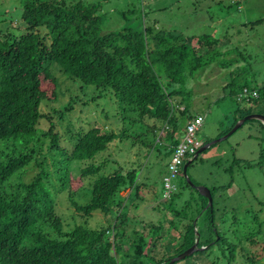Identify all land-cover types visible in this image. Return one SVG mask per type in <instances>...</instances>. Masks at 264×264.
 Here are the masks:
<instances>
[{"label":"trees","instance_id":"1","mask_svg":"<svg viewBox=\"0 0 264 264\" xmlns=\"http://www.w3.org/2000/svg\"><path fill=\"white\" fill-rule=\"evenodd\" d=\"M22 3L26 33L16 37L10 31L0 32V264H171L173 258L195 244L198 226L194 222L202 213L207 215V237L202 241L198 228L199 247L205 249L195 254L220 245L222 236L217 240L219 232L216 237L214 233L215 209L207 208L208 199L197 189L196 208L193 198L178 208L177 193L170 198V203L166 202L174 215L169 221L170 228L179 232V247L160 259L151 253L164 239L162 226L144 224L145 231L130 233L128 212L116 215V221L107 228L89 229L78 225L70 231L65 230L63 219L43 182L45 175H49V158L51 168L56 161L55 155H66L69 162H90L75 179L95 178L90 186L92 198L88 204L73 201L71 192L82 186L73 189L69 167L59 178V192L70 191L69 200L83 217L90 218L96 212L114 215L127 206L126 200L131 195L139 193L138 170L117 165L113 172L106 173L109 160L97 164V157L113 142L130 138L129 130L103 133L94 127L80 131L68 153L60 146V137L53 131L52 122L50 129L42 132L44 139L50 141L48 159L39 160L44 154V144L39 148L31 146L41 120H50L41 112L42 103L58 99V83L52 72V66L57 64L64 73L87 85L111 89L123 107L130 106L142 120L155 121L153 125L148 124V129L151 127L154 132L163 127L170 130L166 139L176 147L181 141L177 133L182 127L186 130L191 121L188 103L193 93L187 86L189 80L198 70L228 54L219 50V38L210 34L187 36L162 31L155 25L144 26L141 30L124 26L103 34L105 21L98 14L100 3L92 5L86 0H23ZM42 28L47 29L44 35ZM235 52L239 58L221 61L225 68L235 67L225 88L230 89V95L236 100L246 88L257 90L259 97L245 103L251 107L259 101L264 104V80L256 75L255 68L250 70L246 65L251 55L238 49ZM49 85L53 90L48 89ZM239 107L233 127L255 113L250 108V113H241L238 117L243 110L242 105ZM140 134H137L139 138ZM32 163L40 168L32 182L9 183Z\"/></svg>","mask_w":264,"mask_h":264},{"label":"rangeland","instance_id":"2","mask_svg":"<svg viewBox=\"0 0 264 264\" xmlns=\"http://www.w3.org/2000/svg\"><path fill=\"white\" fill-rule=\"evenodd\" d=\"M23 0H0V32H9L20 37L27 31L23 20ZM90 4H101L98 12L104 18L102 33L120 30L124 26L141 30L144 26H156L158 30L183 33L187 36L210 34L219 38V50L228 53L218 58L208 67L195 73L189 80L192 91L190 106L191 120L198 115L204 117V124L197 133L198 140L206 143L225 137L233 127L236 111L242 105V114L264 112L263 101L255 106L239 102L225 88L232 79L235 69L225 68L221 61L225 58H239L236 49L251 55L248 68H255L256 75L264 80V0H86ZM41 33H47L42 28ZM50 43V41H48ZM230 51V53H229ZM248 57V56H247ZM57 79V100L44 101L41 105L43 118L37 134L31 139L32 147L44 144V154L39 157L48 159L49 139L43 133L50 129L59 134L60 146L71 152L72 145L79 133L98 127L103 133L111 130L121 133L129 130L133 136L113 142L109 149L97 157V164L109 160L106 173L113 172L118 166L138 170L139 193L126 200L127 206L111 215L96 212L90 218L81 216L69 200L70 191L59 192V178L70 170L73 201L86 205L92 198L90 188L95 178L84 181L75 180L82 168L90 162L71 161L66 155H55L49 175L44 178L46 189L55 202L58 215L63 219L65 230L75 226L89 229L107 228L121 213L130 217L128 231H145L147 226H162L163 241L159 247L151 248V254L160 259L179 247V232L170 228L173 214L167 207L164 177L171 162L172 145L162 129L154 132L148 129L153 119H140L131 107L121 105L111 89L97 88L85 84L64 73L59 65L52 66ZM166 83V81H165ZM49 90L53 86L49 85ZM241 103V104H240ZM249 111H246V109ZM251 108V109H250ZM154 122V123H153ZM185 122H183L184 125ZM148 129V130H147ZM81 131V132H80ZM184 127L177 133L183 138ZM141 133L142 137L137 134ZM115 160V162H114ZM188 162V161H187ZM186 162V163H187ZM118 165V166H117ZM40 173V168L32 163L25 171L16 174L9 183H30ZM105 174V173H104ZM191 180L198 187H206L213 192L215 209V237L222 236L220 245L210 250L188 257L178 264H264V124L259 120L246 122L233 135L206 150L189 166L187 176L183 173L174 180L177 188L174 194L178 208L185 206L191 198L194 208L199 201L198 192L187 184ZM190 186V187H189ZM173 194V195H174ZM172 195V196H173ZM200 203V202H199ZM206 214L195 219L201 230V240L207 237ZM120 219V218H119ZM181 228V223H177ZM173 227V226H172ZM149 228L146 230L147 235ZM174 253V252H173Z\"/></svg>","mask_w":264,"mask_h":264},{"label":"built area","instance_id":"3","mask_svg":"<svg viewBox=\"0 0 264 264\" xmlns=\"http://www.w3.org/2000/svg\"><path fill=\"white\" fill-rule=\"evenodd\" d=\"M259 92L257 90H250L246 88L238 95L239 102H249L252 98H258ZM204 124V117L202 115L196 116L189 121L186 127L185 134L180 143L174 147L171 162L168 164V172L164 177L165 198L170 199L176 187L174 180L182 173L187 161L193 160L198 150L204 145V142L198 140L197 133Z\"/></svg>","mask_w":264,"mask_h":264},{"label":"water","instance_id":"4","mask_svg":"<svg viewBox=\"0 0 264 264\" xmlns=\"http://www.w3.org/2000/svg\"><path fill=\"white\" fill-rule=\"evenodd\" d=\"M251 120H259L264 124V114H258V113H254V114H250L246 117H244L243 119L239 120L238 123L233 127V129L225 135V137H222L218 140L212 141L210 143L204 144L196 153L195 157L193 160H189L185 166H184V173L187 176V172H188V168L189 166L192 164V162L195 159H198V157L204 153L206 150H208L209 148H211L213 145L217 144L220 141H224L226 139H228L231 135H233L239 128H241L246 122L251 121ZM188 183L191 187H193L194 189H197L199 191V193L204 196L205 198L208 199V206L207 208H210L211 210L214 207V200H213V195L210 189L206 188V187H198L197 185H195L190 179L188 180ZM196 225V223H195ZM196 235H197V239L195 244L189 248L187 251L181 253L179 256L175 257L172 259L171 264H175L179 261H182L188 257L193 256L195 253L202 251L205 249V247H199V243H200V233L198 231V228H196Z\"/></svg>","mask_w":264,"mask_h":264},{"label":"crops","instance_id":"5","mask_svg":"<svg viewBox=\"0 0 264 264\" xmlns=\"http://www.w3.org/2000/svg\"><path fill=\"white\" fill-rule=\"evenodd\" d=\"M181 140H182V138H181ZM169 149V152L171 153V157H172V152H173V147H170V148H168Z\"/></svg>","mask_w":264,"mask_h":264}]
</instances>
